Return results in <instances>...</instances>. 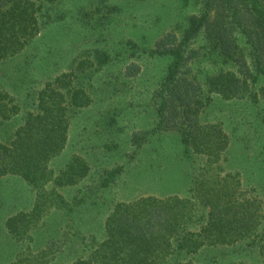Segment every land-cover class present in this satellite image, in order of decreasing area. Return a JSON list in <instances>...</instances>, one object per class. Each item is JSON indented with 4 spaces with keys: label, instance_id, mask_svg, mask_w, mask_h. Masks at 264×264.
Segmentation results:
<instances>
[{
    "label": "trees",
    "instance_id": "1",
    "mask_svg": "<svg viewBox=\"0 0 264 264\" xmlns=\"http://www.w3.org/2000/svg\"><path fill=\"white\" fill-rule=\"evenodd\" d=\"M62 1L0 0V61L24 60L17 85L0 86V181L20 178L33 194L29 208L17 207L4 222L18 247L0 264H264V186L252 184L254 174L228 170L232 135L222 122L203 121L214 95L255 107L262 129L249 130L257 133L264 170V0H197L199 10L182 28L153 43L148 53L170 60L152 93L154 131L178 133L184 154L201 155L204 166L187 198L143 196L111 210L102 188L116 180L117 168L93 179L86 158L64 154L75 114L92 103L90 75L117 67L110 73L120 81L141 68L126 60L114 65L104 48H80L63 67L45 34L65 21ZM38 41L44 64L28 49ZM8 123L17 126L7 130ZM141 139H132L134 154ZM91 207L96 217L87 219Z\"/></svg>",
    "mask_w": 264,
    "mask_h": 264
},
{
    "label": "rangeland",
    "instance_id": "2",
    "mask_svg": "<svg viewBox=\"0 0 264 264\" xmlns=\"http://www.w3.org/2000/svg\"><path fill=\"white\" fill-rule=\"evenodd\" d=\"M62 3L63 12L67 15L65 21L50 24L45 34L52 50L59 53L63 67L71 62L80 48L86 52L104 48L116 57L114 65L126 60L128 64L136 63L141 68L136 76L120 81L111 76L113 70L109 66L90 75L87 81L92 103L75 114L64 157L77 155L86 158L93 179L117 168L116 180L110 187L102 188V199L106 201L104 208L108 206L110 210L118 202H131L143 196L189 197L194 177L201 173L204 166V158L198 154L187 157L178 133L154 131L158 115L152 93L165 76L170 60L151 56L148 50L168 32L183 27L187 17L199 10L197 0H63ZM129 42L139 47L134 49ZM28 49L41 55L34 59L39 64L47 61L40 41L34 42ZM23 64L24 60L10 65L0 61V86L15 85L18 69ZM120 65L123 62L120 61ZM38 77V73H33V79ZM16 90L15 94L21 97L23 89ZM214 97L213 104L203 115V121L224 124L225 130L232 135L227 152L232 168L228 170L254 174L252 184L260 191L264 186V170L258 164L260 142L255 130L251 131L249 127L255 125L262 129V118L249 103L225 100L218 95ZM10 125L8 123L7 130L11 129ZM15 126L17 124H13L12 128ZM2 134L4 136L6 132ZM142 134L144 139H141ZM134 136L139 137L142 143L136 154L133 153ZM63 160L56 161L61 163ZM66 162L68 160L63 164ZM89 179L82 183H89ZM32 202L33 194L25 181L13 176L1 179V263L6 262L9 254L18 247L3 229L6 218L15 213L17 207L18 210L29 208ZM84 214L89 219L96 215V210L91 207ZM221 251L215 249L211 253L220 255Z\"/></svg>",
    "mask_w": 264,
    "mask_h": 264
}]
</instances>
